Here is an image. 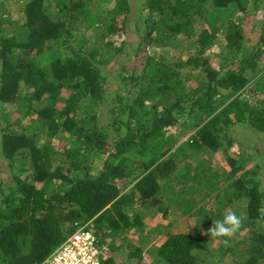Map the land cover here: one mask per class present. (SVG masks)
Wrapping results in <instances>:
<instances>
[{
  "label": "trees",
  "instance_id": "trees-1",
  "mask_svg": "<svg viewBox=\"0 0 264 264\" xmlns=\"http://www.w3.org/2000/svg\"><path fill=\"white\" fill-rule=\"evenodd\" d=\"M17 1L20 20L0 0V160L10 178L0 182V264H45L76 221L93 220L101 244L113 243L143 225L131 219L136 204L196 222L169 234L155 264H207L197 252L214 241V264L229 255L264 264L261 166L232 133H264V25L253 46L243 27L264 0ZM120 34L136 40L116 46ZM121 55L134 67L113 89L104 68ZM174 65L199 69L198 85L187 89ZM221 150L223 174L205 158ZM227 210L241 219L242 246L210 237ZM114 249L103 264H118Z\"/></svg>",
  "mask_w": 264,
  "mask_h": 264
},
{
  "label": "rangeland",
  "instance_id": "rangeland-1",
  "mask_svg": "<svg viewBox=\"0 0 264 264\" xmlns=\"http://www.w3.org/2000/svg\"><path fill=\"white\" fill-rule=\"evenodd\" d=\"M139 1V0H136ZM9 9L12 12V16L15 19H22L24 17L22 10L20 9L21 5L17 0H10V2H7ZM136 2H134V5ZM250 14L247 15V20L245 21L243 27L247 33V38L249 39V44L250 46H253L258 39L261 37V28L264 25V5L262 6V9L259 11H256L253 7L250 8L249 12ZM121 36H117L114 38L116 42V46L122 45V40H136V38L133 37H127L126 34H120ZM123 35V36H122ZM121 37V38H120ZM222 42L223 44L226 45V40L224 37H222ZM188 42H186L184 45L187 48ZM215 54L220 52V49H214L213 51ZM212 56V53H211ZM182 60H187L189 57V53L183 56ZM213 58V57H212ZM142 60V59H140ZM135 59L131 57L130 59H126L122 55L120 57H117L113 59L105 68H104V73L107 75V77L110 80L111 87L113 89H117L119 87V81L116 79L118 78V75L121 73V69L124 66H127L129 68L134 67V62ZM213 63L215 67H218L220 64V59L219 58H213ZM173 69L179 74L180 79L185 83L187 89L190 88H195L198 83L201 80L200 77V70H195L192 67H180L178 66H173ZM263 69V65L258 67V70L256 71H251V77L256 76L259 74V71ZM113 93V92H112ZM62 106V104H61ZM104 110V112H103ZM102 112L104 115H106V109L103 108ZM172 131L176 130L175 127L171 129ZM233 137L236 139L238 144L242 145L245 150H250L251 153L255 154L254 162L250 165V167L256 166L257 164L261 166V171L258 176L262 189L264 190V133L263 134H257L255 133L250 127L248 126H236L233 129ZM66 142L63 140H54V146H57L55 148H62ZM231 151H237L236 147H234ZM227 153L224 150L219 151L216 153L214 156H205L206 159L210 160L211 165L217 169L221 174L225 172H230V167L227 162ZM101 168V166H99ZM100 170V169H99ZM221 170V171H220ZM242 173L238 174L236 178H238ZM9 173L7 169L3 166L1 160H0V182H8L9 180ZM235 179V178H234ZM232 179L230 182H227V184L232 183ZM7 187V184H5ZM225 186V185H224ZM213 199L212 201L208 202L210 205V208L216 209L217 205L215 204L214 198L215 195L212 196ZM211 200V199H210ZM207 204V203H206ZM147 211L146 209H143ZM140 205L136 204L134 208L132 209L131 212V219L134 218V216H139L141 215L140 213L143 211ZM233 210V209H232ZM229 210L226 211L228 213ZM146 213V212H145ZM148 214V212L146 213ZM240 214L245 217L246 212L241 211ZM170 215L169 219L161 218L162 216L156 217H150L149 219L142 220L143 225L139 228H133L128 231V235H125V232L121 236V238L117 239L113 243L110 242L111 245H114L116 248V254L115 257L118 260V264H155V260L159 261V256H158V250H159V245L162 243L160 236H157L155 239L151 238L153 234L157 233L160 231L162 235L164 236V239L169 236V234H179V233H191L196 230V222L194 218H188L182 216L180 213H169L168 216ZM175 216L177 218H175ZM180 216V217H179ZM143 231L144 235H148L147 237L143 236H138L139 232ZM158 235V234H157ZM126 236V238H125ZM246 236V234H243V237L237 236L235 233H233L229 238L233 243H237L238 245L243 244V238ZM151 238V239H150ZM128 240L127 242H122V240ZM145 240L141 242V244L146 248L150 245L151 248L156 254H152L150 257L144 256V260L140 263L137 261H130L128 259L129 257V251L128 249V244L136 246L140 243L137 240ZM154 240V241H151ZM126 244L125 248L120 250H117V247H121L122 244ZM128 243V244H127ZM136 244V245H134ZM221 243H218V241L211 242L209 246L207 247L206 250L203 251H198L197 255L200 257L201 260H203L207 264H214L218 258H221V252H220V245ZM139 248V247H138ZM146 250V249H145ZM120 258V259H118ZM238 262H241V258H237ZM236 259L232 256H228L224 259L223 263L220 264H237ZM164 264V263H163Z\"/></svg>",
  "mask_w": 264,
  "mask_h": 264
},
{
  "label": "built area",
  "instance_id": "built-area-1",
  "mask_svg": "<svg viewBox=\"0 0 264 264\" xmlns=\"http://www.w3.org/2000/svg\"><path fill=\"white\" fill-rule=\"evenodd\" d=\"M72 230L45 264H103L105 244H101L94 221H76Z\"/></svg>",
  "mask_w": 264,
  "mask_h": 264
},
{
  "label": "crops",
  "instance_id": "crops-1",
  "mask_svg": "<svg viewBox=\"0 0 264 264\" xmlns=\"http://www.w3.org/2000/svg\"><path fill=\"white\" fill-rule=\"evenodd\" d=\"M143 210V209H142ZM148 212V214H146V213ZM141 215H139L138 217L140 218V219H142L143 221L144 220H146V219H149L150 217H156V218H158V216H162L161 218H165V219H169L170 218V215L168 216V215H164L163 213H161V211H160V209H159V207H154V208H152V209H149V210H147V211H145V210H143L141 213H140ZM180 217V216H179ZM175 218H177L176 216H175ZM141 220V221H142ZM128 231H125V235L127 236L128 235ZM144 234H146V233H144L143 231H141V232H139V234H138V236L140 237V236H143V237H147L148 235H144ZM158 234V235H157ZM126 236H125V238H126ZM157 236H160V238H161V241H162V243L158 246L159 247V249L161 248V246L165 243V241L167 240V238H165L164 239V236L162 235V233H160V231H158L157 233H155V234H153L152 236H150L151 238H156ZM150 238V239H151ZM128 241V240H127ZM138 242H140V239L139 240H137ZM143 241H145V240H141V242H143ZM151 241H154V240H151ZM141 242L137 245V247H139L142 251H143V256H146V257H150L152 254H156L157 255V252H155L154 250H153V248H151L150 247V245L148 246V247H144L142 244H141ZM134 245H136V244H134ZM114 245H111L110 244V242H108V243H106L105 244V257L106 256H108V254H110L111 252H112V247H113ZM146 249V250H145ZM117 250H120V248L119 247H117ZM114 251L116 252V248L114 249ZM114 252V253H115ZM116 254V253H115Z\"/></svg>",
  "mask_w": 264,
  "mask_h": 264
},
{
  "label": "clouds",
  "instance_id": "clouds-1",
  "mask_svg": "<svg viewBox=\"0 0 264 264\" xmlns=\"http://www.w3.org/2000/svg\"><path fill=\"white\" fill-rule=\"evenodd\" d=\"M241 225V219L234 212H229L222 220L214 222L210 230V237H230Z\"/></svg>",
  "mask_w": 264,
  "mask_h": 264
}]
</instances>
